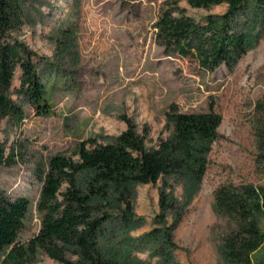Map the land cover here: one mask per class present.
<instances>
[{
	"label": "rangeland",
	"instance_id": "374dc122",
	"mask_svg": "<svg viewBox=\"0 0 264 264\" xmlns=\"http://www.w3.org/2000/svg\"><path fill=\"white\" fill-rule=\"evenodd\" d=\"M166 9H179L203 23L209 15L224 14L227 5L197 9L183 0H26L23 25L12 36L37 55L38 74L52 114L35 115L26 99L16 93L21 75L16 68L10 97L23 109L24 120L19 125L7 120L0 123V190L11 200L24 197L29 202L18 243L26 244L40 230L37 205L52 156L62 154L76 160L79 143L90 139L97 144L111 142L126 130L123 117L134 121L138 133L147 127L146 146L154 147L168 135L165 115L171 106L181 113L212 109L221 116L218 139L190 202L183 183L174 178L139 185L131 228L111 234L118 243L128 233L135 245L131 257L163 264L147 234L160 227L155 220L160 214L159 193L166 182V192L176 199L174 213L181 216L173 232L177 246L173 260L222 264L217 246L227 221L214 212L215 190L227 184L264 186V161L257 162L252 127L255 107L264 102V5L253 3L243 18L249 38L247 53L232 69L221 65L213 72L202 69L192 57L164 53L154 25ZM174 213L167 215L168 225ZM37 263L58 264L42 252ZM253 264H264V244L254 254Z\"/></svg>",
	"mask_w": 264,
	"mask_h": 264
},
{
	"label": "trees",
	"instance_id": "16d2710c",
	"mask_svg": "<svg viewBox=\"0 0 264 264\" xmlns=\"http://www.w3.org/2000/svg\"><path fill=\"white\" fill-rule=\"evenodd\" d=\"M183 1L197 9L225 4L227 11L198 23L179 9L164 10L154 25L156 41L164 53L192 57L208 72L221 65L232 69L249 49L247 23L243 21L246 11L253 3L264 5V0ZM25 2L0 0V123L7 120L13 125L24 120L23 109L10 97L16 68L21 71L16 93L26 99L35 115L52 114L38 74L37 55L12 36L23 25ZM177 10L179 14L175 15ZM255 114L252 127L259 152L256 159L261 162L264 102L257 103ZM165 120L168 135L154 147L146 146L147 127L138 133L134 121L123 117L126 130L111 142L97 144L90 139L79 143L74 151L76 160L62 154L52 156L37 205L41 227L26 244L18 243L17 237L24 227L29 202L24 197L11 200L0 190V254L7 250L0 264H38L40 252L58 264H148L131 257L135 245L127 232L122 242L117 243V237L112 236L115 230L129 231L134 222L136 187L174 178L183 183L188 204L199 190L221 124V116L212 109L181 113L175 106L170 107ZM167 188L164 182L159 193L160 214L155 223L160 227L149 232L147 238L163 264H179L173 260L177 249L173 232L181 216L174 213L176 199L166 192ZM213 208L227 221L217 246L221 263L253 264L254 254L264 244V186H219L214 192ZM170 212L175 217L168 225Z\"/></svg>",
	"mask_w": 264,
	"mask_h": 264
}]
</instances>
